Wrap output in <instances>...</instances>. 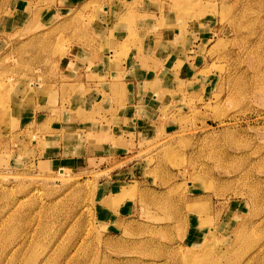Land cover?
I'll return each mask as SVG.
<instances>
[{
  "label": "rangeland",
  "instance_id": "1",
  "mask_svg": "<svg viewBox=\"0 0 264 264\" xmlns=\"http://www.w3.org/2000/svg\"><path fill=\"white\" fill-rule=\"evenodd\" d=\"M140 2L103 19L110 0H10L24 26L5 37L0 86L33 96L30 85L55 80L62 98L50 120L68 126L48 142L52 165L39 160L53 127L35 121L0 161V264H264V0H148V36L180 30L165 48L195 30L204 38L182 61L150 65L171 86L150 115L156 130H115L96 149V118L109 114L81 122L82 94L64 98L65 56L86 37L96 44L99 22L131 25ZM113 37L121 42L106 54L121 62L130 37Z\"/></svg>",
  "mask_w": 264,
  "mask_h": 264
},
{
  "label": "crops",
  "instance_id": "2",
  "mask_svg": "<svg viewBox=\"0 0 264 264\" xmlns=\"http://www.w3.org/2000/svg\"><path fill=\"white\" fill-rule=\"evenodd\" d=\"M110 1L114 7L104 10L101 15L103 19H108L112 12L120 11L121 13H118L120 15L125 12L127 0ZM139 6V11L141 12H134L135 17L131 18V25L124 22L120 15L116 16L115 21L110 25H105L98 21V25L93 29L99 36L96 38V44H92L91 40L89 41L86 37L81 42L72 44L69 48V55L65 56L64 69L66 73L69 72L70 76H68L69 81L64 82L66 91L64 98L66 101L70 100L72 104L74 94H82L80 108H78L81 110L82 116H84L81 118V122L84 118L90 119V115H88L90 112H99L98 114L100 115L102 112L109 114L107 116L109 119L108 123L101 121L99 117L96 118L97 131L94 132L96 137L99 138L97 144H100V147H96V149H101L105 144H108L103 138H112L115 130L120 131V134L123 130L124 134L144 137L156 130L157 124H154L152 119H149L150 115H157L159 107L168 102L171 97V86L169 88L167 83L160 81L155 76L157 74L155 70L149 68L150 65L154 62H160L161 59L165 60L170 55H174V57L182 61L183 55L188 53L190 48L198 45L201 38H204H199L195 30L188 35L181 36L178 46H173L170 43L168 44L170 47L167 49L164 45L175 40L176 36L180 34V30L175 26L161 27L155 30L154 36H148V31L151 30L149 28L151 27L150 23H148V0H141ZM9 8L10 0H0V50L3 49L2 47L6 42L5 37L8 36V33L16 32L20 27L24 26V22L22 24L19 23L24 20L22 18L24 14L21 13L20 15L19 12L9 14L7 12ZM15 17L16 24H13ZM112 26L114 33L111 36L109 33ZM150 33L152 34V32ZM205 34L209 36V32ZM113 36H117L120 39L130 37L128 57L122 59L121 62L110 57V55L114 54L112 47L121 42V40L116 41ZM197 38H199L198 43L196 42ZM154 45L156 46L153 48ZM152 49L155 53H152ZM107 51H110V55L106 54ZM2 79V76H0V81ZM54 81L51 78L49 80L44 78V81H36V84L30 85L31 89H33L31 90L33 96L30 92L29 94L25 93L24 86H16L18 91L14 90V93H6L7 87L0 86V96L6 99V104L3 103V99L0 104V161L5 159V154L9 152V143L13 139L15 145H21L25 141V136L27 137V135H25L24 129L30 127V125H27L29 122L35 121V126L39 128L46 124H49V127H53V123L56 120H50V118L53 117L54 111L58 108L60 109L58 99L59 97L62 98ZM82 89L83 91H81ZM34 110L39 113L34 115ZM42 110L43 112H40ZM67 113L68 116H71L69 107L66 108L65 114ZM102 118L104 117L102 116ZM114 120L120 123L117 126L110 124V121ZM67 126V122H65L64 125L60 124L57 127H53V131L47 133L49 138H44L45 144L43 147L46 157L39 161L50 165L55 163L57 150H53L54 145L48 142L57 137L60 129L66 132ZM33 144L37 145L35 142ZM108 149L114 150L111 146ZM92 151H94V148ZM80 158L82 160L84 156L81 155ZM87 158L93 157L87 156L86 160ZM68 159L69 163L77 160L73 156Z\"/></svg>",
  "mask_w": 264,
  "mask_h": 264
}]
</instances>
